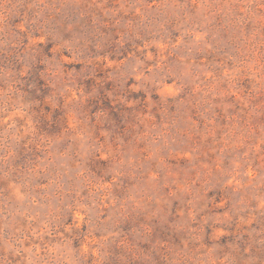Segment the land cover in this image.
Listing matches in <instances>:
<instances>
[{"label": "rangeland", "instance_id": "374dc122", "mask_svg": "<svg viewBox=\"0 0 264 264\" xmlns=\"http://www.w3.org/2000/svg\"><path fill=\"white\" fill-rule=\"evenodd\" d=\"M0 264H264V0H0Z\"/></svg>", "mask_w": 264, "mask_h": 264}]
</instances>
